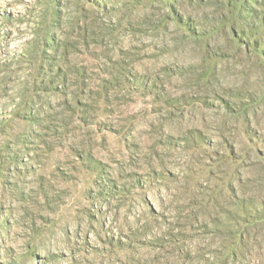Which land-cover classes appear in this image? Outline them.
Wrapping results in <instances>:
<instances>
[{
    "label": "rangeland",
    "instance_id": "obj_1",
    "mask_svg": "<svg viewBox=\"0 0 264 264\" xmlns=\"http://www.w3.org/2000/svg\"><path fill=\"white\" fill-rule=\"evenodd\" d=\"M0 264H264V0H0Z\"/></svg>",
    "mask_w": 264,
    "mask_h": 264
}]
</instances>
